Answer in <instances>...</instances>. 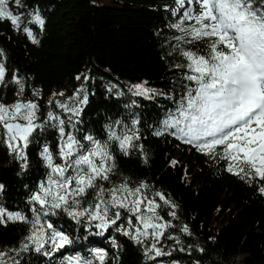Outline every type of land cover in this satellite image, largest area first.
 Segmentation results:
<instances>
[{
    "label": "trees",
    "instance_id": "trees-1",
    "mask_svg": "<svg viewBox=\"0 0 264 264\" xmlns=\"http://www.w3.org/2000/svg\"><path fill=\"white\" fill-rule=\"evenodd\" d=\"M22 3L24 8L14 6V11H22L27 17L38 10L45 26L40 31L38 26L29 25L39 40L33 44L8 22L0 23V49L4 52L8 79L15 72L25 83L23 97L15 95L14 84L0 86V102L37 99L41 105L38 115L42 118L53 92L72 96L83 83L75 77L87 74L89 102L77 125L80 131L74 135L79 139L89 133L105 141L108 125L120 132L121 126L114 122L130 127L133 119L139 120L137 128L142 139L138 143L144 145L148 163H143L138 151L124 156L115 142H110L116 158L111 179L116 183L123 177H129L132 183L145 181L152 193H164L176 205V218L168 215L172 209L158 198L162 207L157 211L173 225L166 230V236L178 237L181 243L161 239L158 246L172 255L160 257L156 262L147 261L143 245L112 231L111 236L119 245L113 248L109 233L97 236L86 223L77 224L57 210V215L47 219L69 235L73 244L50 257L34 250L22 253L18 257L20 264H65V257L88 256L93 249L108 252L106 264H115L116 256L118 264H237L239 256L243 264H264V196L257 191L259 183L240 179L226 171V161L206 156L171 135H153L162 128L168 113L175 110L174 101L183 95L186 83L184 72L173 67L184 62L183 58L176 53L167 55L171 50L167 41L179 33L169 27L176 18L165 10V5L172 9L175 0H22ZM186 47L202 48L203 42ZM137 84H145L157 94L151 99L133 95L132 86ZM33 89L40 90L39 98L32 96ZM34 137L39 142L31 143L27 149L26 169L0 142V184L4 186L0 205L29 219L32 217L29 197L49 172L39 156L40 147L47 143L55 152L59 134L48 127ZM172 160L178 164L172 166ZM98 183L108 186V182ZM185 225L190 235L180 230ZM29 228V224L22 222L0 225V250L18 248ZM181 247L186 251H179Z\"/></svg>",
    "mask_w": 264,
    "mask_h": 264
},
{
    "label": "snow or ice",
    "instance_id": "snow-or-ice-1",
    "mask_svg": "<svg viewBox=\"0 0 264 264\" xmlns=\"http://www.w3.org/2000/svg\"><path fill=\"white\" fill-rule=\"evenodd\" d=\"M175 4L172 9L165 5V10L176 18L169 27L179 33L167 41L171 49L167 55L176 53L183 58L184 62L173 67L184 72L186 83L183 95L174 101L175 110L168 113L162 128L153 135L168 134L206 156L219 157L227 162L229 173L242 180L257 181V191L264 196V0H175ZM13 6L24 8L22 0H0V23L8 22L12 29L22 31L33 44H38L29 25L43 31L45 19L38 10L25 17L22 11H14ZM200 42L202 48L186 47ZM8 76L4 52L0 49V86L14 84L15 95L23 97V78L15 72L11 73V79ZM75 79L83 83L72 96L53 92L42 118L38 115L41 105L37 99L0 102L3 131L0 142L21 162L22 169L28 167L29 145L39 142L34 134L43 133L48 127L59 134L55 152L47 143L40 147L39 156L49 172L29 197L31 219L0 205V225L6 226L8 222L30 225L18 248L0 250V264H20L18 257L30 250L50 257L73 244L69 235L47 219L57 215V210L77 224L86 223L97 236L109 233L113 248L119 247L111 236L115 231L143 245L147 261L171 256V251L158 246L161 239L174 240L177 245L181 241L166 236V230L173 225L157 211L162 205L156 198L172 209L168 215L173 219L176 205L164 193H152L145 181L132 183L129 177H123L116 183L111 179L116 158L110 142H115L124 156L138 151L143 163H148L144 145L138 143L142 139L137 128L139 120L133 119L130 127L114 122L121 126L120 132L108 125L105 141L89 133L78 139L74 132L80 131L77 125L89 102L85 85L90 77L80 74ZM132 89L133 95L148 99L157 94L145 84L133 85ZM32 96L39 98L40 90L33 89ZM170 163L176 166L178 161ZM99 181L108 182V186ZM3 187L0 184V192ZM86 197L90 198L85 200ZM180 230L191 234L187 225ZM146 241L150 243L145 244ZM178 250L186 251L183 247ZM113 259L118 264L119 257ZM64 260L65 264H106L108 252L93 249L88 256L75 254Z\"/></svg>",
    "mask_w": 264,
    "mask_h": 264
},
{
    "label": "rangeland",
    "instance_id": "rangeland-1",
    "mask_svg": "<svg viewBox=\"0 0 264 264\" xmlns=\"http://www.w3.org/2000/svg\"><path fill=\"white\" fill-rule=\"evenodd\" d=\"M175 7H176V5L173 8H175ZM13 10H15V7L14 6H13ZM241 258H242V256H239L238 257V263L237 264H243Z\"/></svg>",
    "mask_w": 264,
    "mask_h": 264
}]
</instances>
